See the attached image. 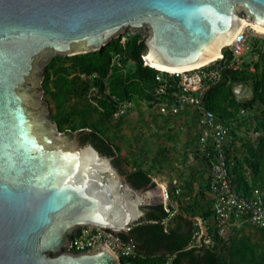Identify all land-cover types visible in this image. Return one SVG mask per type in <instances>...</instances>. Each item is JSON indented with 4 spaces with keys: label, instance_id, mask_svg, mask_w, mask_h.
Masks as SVG:
<instances>
[{
    "label": "water",
    "instance_id": "water-1",
    "mask_svg": "<svg viewBox=\"0 0 264 264\" xmlns=\"http://www.w3.org/2000/svg\"><path fill=\"white\" fill-rule=\"evenodd\" d=\"M241 18L264 28V0H0V264H122L102 243L66 249L71 234L90 226L135 248L142 206L164 203L160 185L137 188L57 130L40 88L50 58L128 31L145 34L143 60L187 68L222 51Z\"/></svg>",
    "mask_w": 264,
    "mask_h": 264
},
{
    "label": "trees",
    "instance_id": "trees-1",
    "mask_svg": "<svg viewBox=\"0 0 264 264\" xmlns=\"http://www.w3.org/2000/svg\"><path fill=\"white\" fill-rule=\"evenodd\" d=\"M254 44H261V48L256 45L253 48L252 55L257 54V59L251 57L249 61L242 63L240 69H224L220 79L209 84L201 98L206 108L226 120L236 118L242 109H252L259 105L260 114L255 116L254 122L257 128L264 130V40ZM145 52L144 36L137 32L128 33L123 44L119 42V38H114L100 50L71 56H53L43 68L41 93L49 98L54 107L50 118L56 124L57 130L67 135L79 133L82 143L91 144L97 150L114 156L117 163L125 165L126 162L118 154L117 146L104 137L103 130L89 118L86 110L82 111L77 122H73L66 114L64 106L71 96L80 95L92 85L97 86L102 94L97 101L104 109L102 114L105 118H109L114 109L110 95L119 100L137 99L149 102L152 82L158 70L148 64L143 65ZM222 52L228 60L231 59L226 49ZM113 55L120 57L121 65L112 63ZM66 61L69 63L65 64ZM128 62L131 63L130 66H126ZM81 74L88 78L81 77ZM50 80L53 86L50 85ZM234 81L250 85V98L244 101L235 99L231 89ZM233 134L232 129L231 135ZM233 157L231 182L237 193L251 192L257 182L264 186V162L251 163L253 183H250L245 175L244 159L236 154ZM151 175L150 169L143 166L126 170V179L137 188L153 186ZM204 189L205 187L199 190L198 197L203 196ZM168 197L170 203L177 201L176 208L170 203L142 206L144 217L137 219L129 230L135 245L134 254L129 260L134 264H223L222 254L228 242L227 238L213 234L211 245L193 243L194 227L191 218L195 215L210 216L211 203L207 200L204 210L194 213V207L198 204L195 198L191 202L181 203L172 189L168 190ZM209 231L212 232V229ZM117 235L122 241L129 242L127 235ZM120 262L125 264L123 259Z\"/></svg>",
    "mask_w": 264,
    "mask_h": 264
},
{
    "label": "built area",
    "instance_id": "built-area-1",
    "mask_svg": "<svg viewBox=\"0 0 264 264\" xmlns=\"http://www.w3.org/2000/svg\"><path fill=\"white\" fill-rule=\"evenodd\" d=\"M128 33L130 32L124 31L116 37L121 44ZM263 40V32H256L250 26H246L241 28L232 41L223 48L230 53V60L223 56L222 52L220 57L197 67L174 71L156 68L158 72L152 82L151 100L147 103L163 116L175 117L183 108H189L197 115L199 131L195 138L196 154L207 171L204 191L209 196L212 213L208 217L197 215L191 218L195 244L211 245L213 234L223 236L228 230L245 224L264 228V192L253 189L249 193L239 194L231 182L233 179L231 168L234 163V149L230 147L232 125L213 110L206 108L201 98L209 84L220 79L224 69H240L243 62L249 61L243 57L244 55L248 54V57L256 60L258 55H252L253 48L254 45L261 48V44L254 43H262ZM111 61L121 65L118 55H113ZM143 65L146 63L143 62ZM80 76L88 78L84 74ZM110 98L114 102V109L109 121H117L121 117L135 113L133 101L119 100L114 95H110ZM171 180L173 193L177 196L182 190L183 183L177 178ZM163 198L165 205V202H169L166 189H163ZM210 228L212 232L209 231ZM98 243L108 247L120 261L123 259L125 264H134L129 257L134 254L135 248L102 229L90 226L79 227L74 231L66 249L82 251Z\"/></svg>",
    "mask_w": 264,
    "mask_h": 264
},
{
    "label": "rangeland",
    "instance_id": "rangeland-1",
    "mask_svg": "<svg viewBox=\"0 0 264 264\" xmlns=\"http://www.w3.org/2000/svg\"><path fill=\"white\" fill-rule=\"evenodd\" d=\"M140 34L145 37V34ZM243 57L246 60H250L248 54ZM68 63L69 61L65 62V64ZM130 64L128 62L126 66H130ZM49 83L53 86L52 80ZM41 96L47 103L50 118V114L54 112V107L47 96L43 95V93ZM100 97H102V94L99 92L98 87L92 85L82 91L80 95L74 94L69 98L64 106L66 114L71 121L77 122L82 111L86 110L89 118L94 120L103 130L104 137L108 140L109 138L122 140L124 142V151L121 153L119 152V146L114 142L112 143L117 146L118 154L128 167L143 166L151 171L154 167L161 170L162 168L171 169L176 164H184V158L180 156L184 153L186 154V147H193L196 141V131L199 130V126L196 125L197 115L194 111L190 113L188 122L182 124L178 119L161 116L157 112L152 111L150 104L147 102L135 99L133 101L135 113L132 116L133 118L125 122L127 125V133H125L127 135H125L121 127L112 128V125L116 121H109V118L103 116L104 109L97 101ZM257 114H260L259 105H255L252 109H242L236 118L227 120L231 123L234 132L233 136L231 135L232 140L238 143L237 147L234 148V154L244 159V171L250 183H253L251 182L253 181L251 163L264 162V130L257 128L255 125L254 119ZM121 119L123 118L117 121L123 124ZM159 120L164 124L174 122L173 131L166 130L165 125H158ZM51 121L54 122L52 119ZM184 134L187 137L186 143L177 142L176 138H174ZM163 135L165 136L167 147H162V144L159 142V137ZM146 136H149L148 139ZM191 179V177L183 179L186 181V187L179 198L184 202L185 197L187 198L193 191L201 190L204 187V184L202 185L200 181ZM255 184V189L264 190V186L260 183L257 182ZM195 199L198 200V204L194 207V213L204 210L203 207L207 205L208 201L203 196L198 197V195L195 196ZM168 203L165 202V205ZM176 206V204L173 205V208H176ZM223 236L228 240L222 254L224 259L223 264H264V230L247 224L232 231H227ZM239 251H242V253Z\"/></svg>",
    "mask_w": 264,
    "mask_h": 264
},
{
    "label": "crops",
    "instance_id": "crops-1",
    "mask_svg": "<svg viewBox=\"0 0 264 264\" xmlns=\"http://www.w3.org/2000/svg\"><path fill=\"white\" fill-rule=\"evenodd\" d=\"M231 89H232V92H233V94L235 96V99H237L238 101L247 100L251 96V87H250V85L243 84L240 81L232 82L231 83ZM150 107H151L152 111L157 112L153 108V106L151 104H150ZM192 111L193 110H191L189 108H183V109L180 110V113L177 116L171 117V118L178 119V121L180 123L184 124V123L188 122V118L190 117V113ZM159 115H161V114H159ZM132 116H133V114L130 113V114L124 116V117H121V118H123V119H121L123 124H121L118 121H116L112 125V128L121 127L123 133L124 134L127 133V129H126L127 125H126L125 122L128 121L129 119L133 118ZM161 116H163V115H161ZM168 117H170V116H168ZM159 118H162V117H159ZM160 124L161 125H165V129L166 130L168 129L169 131H173L174 126H175L174 122H168V123L164 124L163 122H161L159 120L158 125H160ZM196 125H197V118H196ZM171 128H172V130H171ZM198 131L199 130L196 131L197 134H198ZM194 132H195V130H194ZM197 134H196V137H197ZM125 135H127V134H125ZM148 137L149 136H146L147 139H148ZM164 137H165L164 135L162 137H159V142L162 144L161 145L162 147L163 146L167 147V144L165 143V138ZM174 138H176L177 142L186 143V141H187V139H186L187 137L185 136V134L181 135L180 137H174ZM231 140H232V137H231ZM109 141L114 142L115 144H117L119 146V152L120 153L122 151H124V142L122 140H115V139L109 138ZM237 144L238 143H235L232 140V143H231V146H230L232 148V150L237 147ZM183 145H185V144H183ZM149 148H151V147H149ZM186 149H187L186 154L184 153V154H182L180 156L181 158H184V164L183 165L182 164H176L171 169L162 168L161 170H158L157 168L154 167L151 170L152 175H151V178H150V180H152L154 183L160 185L162 187V189H166L167 192H168L169 189H172V186H171V181L172 180L171 179L177 178V180H180L183 183V186H182V190H181L180 194L177 195V197H178V201L181 202V203H186V202L193 201V199L195 198V196H197V194L199 192V190L193 191L192 194H189L187 196V198L185 197V199H184L185 202L183 200H180L179 197H180V195L183 194V192L185 191V187H186V181H184L183 179H189L191 177L192 179H195L196 181H200V183H202V185L203 184L205 185V180H206V177H207V171L203 167V165L200 163V160H199V158H198V156L196 154V141H195V144L193 145L192 148L186 147ZM166 150H167V152L169 154H171V152L168 149H166ZM176 155H177V153H176ZM126 168L129 170L131 167L126 166ZM204 190H203V196H204V198L206 200L209 201V196L206 193V191H204ZM175 204L177 205V201L176 200L174 202L170 203V205L172 207ZM245 225H247V224H245ZM228 231H232V230H228Z\"/></svg>",
    "mask_w": 264,
    "mask_h": 264
},
{
    "label": "bare ground",
    "instance_id": "bare-ground-1",
    "mask_svg": "<svg viewBox=\"0 0 264 264\" xmlns=\"http://www.w3.org/2000/svg\"><path fill=\"white\" fill-rule=\"evenodd\" d=\"M246 26H250V28H252L254 31L256 32H263L264 33V28H260V27H257V26H254L253 24H251L249 21H247L245 18H241L239 20V23L235 29V31L233 32V34L231 35V37L226 41L227 44H229L232 39L236 36L237 32L240 31L241 28L243 27H246ZM222 46V45H221ZM220 46V47H221ZM220 47L217 48L216 50H214L212 53H211V57L208 58L206 61L200 63V64H197V65H194V66H190V67H187V68H192V67H197V66H200V65H203V64H206L207 62H209L210 60H213L215 58H218L220 57V55L222 54V51L220 50ZM144 62L154 68H157V69H160V70H168V71H174V70H183V69H187V68H178V69H174V68H168V67H163V66H160L158 64H156L155 62L152 61V59L150 58V56L147 54V56H145V59H144Z\"/></svg>",
    "mask_w": 264,
    "mask_h": 264
},
{
    "label": "flooded vegetation",
    "instance_id": "flooded-vegetation-1",
    "mask_svg": "<svg viewBox=\"0 0 264 264\" xmlns=\"http://www.w3.org/2000/svg\"><path fill=\"white\" fill-rule=\"evenodd\" d=\"M40 88H41V83H40ZM79 138H81L80 136H79ZM81 140V139H80ZM99 151V150H98ZM100 153H102L103 155H107V156H109V157H111V160H112V162H113V164L120 170V172L121 173H124L125 175H126V167H125V165L124 164H119V163H117L116 161H115V158H114V156H112V155H110V154H108V153H106V152H102V151H99Z\"/></svg>",
    "mask_w": 264,
    "mask_h": 264
}]
</instances>
